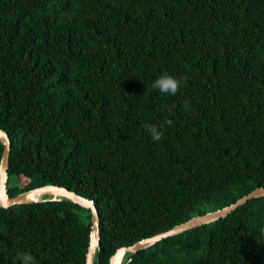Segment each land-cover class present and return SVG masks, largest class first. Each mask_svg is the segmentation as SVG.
I'll return each mask as SVG.
<instances>
[{
	"label": "trees",
	"instance_id": "obj_1",
	"mask_svg": "<svg viewBox=\"0 0 264 264\" xmlns=\"http://www.w3.org/2000/svg\"><path fill=\"white\" fill-rule=\"evenodd\" d=\"M161 75L176 95L152 87ZM0 128L8 194L55 184L92 199L93 264H108L264 187V0H0ZM263 223L252 197L122 264H264ZM90 224L65 198L0 205V264H85Z\"/></svg>",
	"mask_w": 264,
	"mask_h": 264
},
{
	"label": "water",
	"instance_id": "obj_2",
	"mask_svg": "<svg viewBox=\"0 0 264 264\" xmlns=\"http://www.w3.org/2000/svg\"><path fill=\"white\" fill-rule=\"evenodd\" d=\"M0 142L3 144V149L0 157V205L3 207H8L13 204L30 203L34 201L48 199L59 200L65 198L71 200L74 203L79 204L82 207L89 208L91 224L89 231L88 246L85 253V264H93L95 249L99 243V216L93 200L81 194H78L74 190L68 189L65 186L55 184H43L10 196L6 188L8 178L7 167L9 163L10 139L7 132L2 128H0ZM259 196H264L263 186L254 187L245 194L239 196L233 202L224 205L220 208L209 210L201 214L193 215L180 223L174 224L166 230L156 232L150 236L138 239L129 245L120 246L116 248V250L110 255L108 264H122L125 258V253L127 252L133 254L137 250L148 247L149 245L153 244L154 242L160 240L163 237L171 236L173 234L182 232L197 225L214 221L220 217H224L227 213L235 209L238 205L244 203L246 200L252 197Z\"/></svg>",
	"mask_w": 264,
	"mask_h": 264
},
{
	"label": "clouds",
	"instance_id": "obj_3",
	"mask_svg": "<svg viewBox=\"0 0 264 264\" xmlns=\"http://www.w3.org/2000/svg\"><path fill=\"white\" fill-rule=\"evenodd\" d=\"M181 81L171 75H161L154 82L152 87L158 89L159 92L163 94L176 95L180 89ZM166 124H171V120L165 121ZM148 131L154 141H159L162 139L163 132L158 129L157 126H149ZM18 259L22 264H35V257L27 252L18 254Z\"/></svg>",
	"mask_w": 264,
	"mask_h": 264
}]
</instances>
